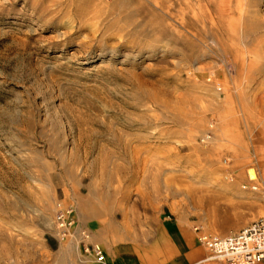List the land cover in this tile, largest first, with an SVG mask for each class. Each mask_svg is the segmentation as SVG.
Returning <instances> with one entry per match:
<instances>
[{"label": "rangeland", "instance_id": "rangeland-1", "mask_svg": "<svg viewBox=\"0 0 264 264\" xmlns=\"http://www.w3.org/2000/svg\"><path fill=\"white\" fill-rule=\"evenodd\" d=\"M65 187H152L210 235L264 217V0H0V215Z\"/></svg>", "mask_w": 264, "mask_h": 264}, {"label": "crops", "instance_id": "crops-1", "mask_svg": "<svg viewBox=\"0 0 264 264\" xmlns=\"http://www.w3.org/2000/svg\"><path fill=\"white\" fill-rule=\"evenodd\" d=\"M35 177L49 188L42 202L52 207L58 201V173ZM66 189L61 204H74L77 215L72 236L57 234V211L27 214L12 221L0 215V264H199L204 255L194 231L177 217H170L169 202L151 199L152 187L139 190L136 196L115 194L113 207L107 204L111 196L104 193ZM129 215L135 218L134 223L127 221ZM81 230L87 232V238L81 236ZM86 244L99 245L104 260L98 262L87 255Z\"/></svg>", "mask_w": 264, "mask_h": 264}, {"label": "built area", "instance_id": "built-area-1", "mask_svg": "<svg viewBox=\"0 0 264 264\" xmlns=\"http://www.w3.org/2000/svg\"><path fill=\"white\" fill-rule=\"evenodd\" d=\"M251 179V178H250ZM247 186L244 184L243 188ZM250 189L256 190V185ZM55 225L60 237L72 236L73 228L77 226V215L74 204H69L56 212ZM195 239L204 250L199 264H264V217H259L242 228L222 235L204 233L198 225L193 226ZM83 238L88 234L81 230ZM87 255L102 262L104 255L97 244L84 245Z\"/></svg>", "mask_w": 264, "mask_h": 264}]
</instances>
